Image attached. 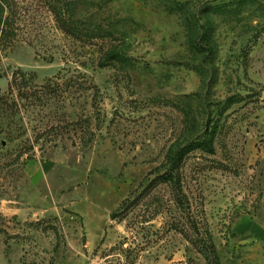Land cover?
Returning <instances> with one entry per match:
<instances>
[{"label":"rangeland","instance_id":"1","mask_svg":"<svg viewBox=\"0 0 264 264\" xmlns=\"http://www.w3.org/2000/svg\"><path fill=\"white\" fill-rule=\"evenodd\" d=\"M231 1L69 0L86 40L57 0H13L0 89L21 70L47 87L0 110V264L254 263L237 227L264 217V0L214 12ZM214 125L216 153L182 164L185 211L158 177Z\"/></svg>","mask_w":264,"mask_h":264},{"label":"trees","instance_id":"2","mask_svg":"<svg viewBox=\"0 0 264 264\" xmlns=\"http://www.w3.org/2000/svg\"><path fill=\"white\" fill-rule=\"evenodd\" d=\"M69 0H57L55 4H52L51 11L53 12L57 23L60 28L67 34L73 35L76 38H82L85 36V39L94 38V34H101V31H95L92 34H88L85 28H82L75 23V19L71 16H68V6L67 3ZM246 0H232L230 3H224L216 5L213 8L216 13L223 14H233L237 13L240 10V5L243 4ZM13 0H0V44L4 41H8L13 34V27L15 24L16 13L14 11V5L12 4ZM232 3V4H231ZM106 29H104L105 31ZM208 49L212 50L213 47L210 43L206 46ZM110 58H114L113 53L108 55ZM32 77L24 71H16L13 74L12 80L9 83V88L7 92H2L0 89V110H11L12 112L19 109V101H35L41 100L43 94L46 93L43 91L46 88V85H40L38 89H35L37 85H32L30 83ZM218 131L217 126H213L211 130L207 129L205 133L197 137L192 141V145H186L179 149L172 151L170 157V166L167 171L158 177V181L166 183L170 186L173 199L178 208H184L185 211H191L192 205L190 203L189 197L186 195L182 185L181 178V167L185 161L188 152L191 150V146H196L200 150L216 153V148L213 143V140L208 138L207 134H215ZM130 202L126 201L119 208V213L123 209H128ZM133 201H131V205ZM130 205V206H131ZM112 215L113 219L117 218V214ZM131 264V263H130Z\"/></svg>","mask_w":264,"mask_h":264},{"label":"crops","instance_id":"3","mask_svg":"<svg viewBox=\"0 0 264 264\" xmlns=\"http://www.w3.org/2000/svg\"><path fill=\"white\" fill-rule=\"evenodd\" d=\"M261 214L264 215V209ZM237 232L246 244L258 251L253 264H264V217L242 219V222L238 224Z\"/></svg>","mask_w":264,"mask_h":264}]
</instances>
